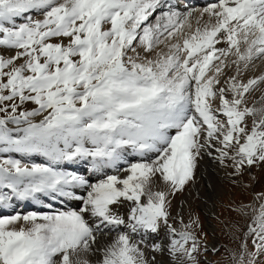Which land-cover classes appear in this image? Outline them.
I'll list each match as a JSON object with an SVG mask.
<instances>
[{
    "label": "snow or ice",
    "instance_id": "6c2138e0",
    "mask_svg": "<svg viewBox=\"0 0 264 264\" xmlns=\"http://www.w3.org/2000/svg\"><path fill=\"white\" fill-rule=\"evenodd\" d=\"M257 59L264 0H0V264H200L170 197L205 156L264 166ZM234 211L232 264H261L264 192Z\"/></svg>",
    "mask_w": 264,
    "mask_h": 264
},
{
    "label": "rangeland",
    "instance_id": "374dc122",
    "mask_svg": "<svg viewBox=\"0 0 264 264\" xmlns=\"http://www.w3.org/2000/svg\"><path fill=\"white\" fill-rule=\"evenodd\" d=\"M232 70L230 67L225 69V72L229 74ZM245 77L247 76L242 75L240 79L246 83L250 77L248 79ZM224 79H227V76L222 77V81ZM245 99L249 107L257 109L264 107V82L259 83L250 90L246 94ZM249 125H251V118H249ZM222 168L223 179H221L220 184L225 191L222 192L219 201L215 203L217 214L211 219L215 228L214 233L210 234L208 232L205 216L198 208H195V213L191 217L192 219L198 218L199 221V227L195 228V234L202 242L198 257L200 264H232V253L238 249L240 243V240L237 238L240 233L236 231V228L238 224L245 222V218L239 212L234 211V209L240 205L252 204L255 195L264 192V166H253L241 176H233L231 175L232 170L230 168L223 166ZM193 181L194 179L189 181L182 192H178L170 197L171 207L169 211L172 215L174 203L183 197L188 188L192 187ZM189 219L184 220V222L188 223ZM179 226L182 227L180 224ZM249 246L251 248V245ZM259 259L261 260V264H264V257H260Z\"/></svg>",
    "mask_w": 264,
    "mask_h": 264
},
{
    "label": "bare ground",
    "instance_id": "6f19581e",
    "mask_svg": "<svg viewBox=\"0 0 264 264\" xmlns=\"http://www.w3.org/2000/svg\"><path fill=\"white\" fill-rule=\"evenodd\" d=\"M173 2H176V0H173ZM180 2L184 7L200 8L206 5L209 0H180ZM201 23H203V21ZM192 24L193 28H195L196 23L194 20L192 21ZM234 68L235 66L233 65L231 67L233 70L229 73V75H235ZM262 74H264V60L257 59L250 63L247 69L242 68L240 78L242 75H245L247 76L245 78L248 79L250 77L249 79H253L261 76ZM17 158H19L18 154ZM42 159V157H38L36 158V162H41ZM88 167L90 169V166ZM222 172V166L212 157L205 156L202 160H200L194 173L192 187L188 188L183 197L178 199L173 205L174 217L177 220H179L180 217H183L184 220H188L192 217V214L195 213V208H198L205 216V224L208 232L213 234L215 228L211 219L217 214L215 203L216 201H219L222 192L225 191L220 184L221 179H223ZM89 174H91V172H89ZM56 207L59 208L61 206L57 204ZM37 209L47 210L42 205L21 203L17 201L7 209H4L3 214H12L14 211L27 213ZM176 226L181 227L178 222ZM162 235L163 233L161 236ZM153 242H162V240L157 237H151L148 240V243L151 245ZM155 256L158 264H172V257H170L167 253H155Z\"/></svg>",
    "mask_w": 264,
    "mask_h": 264
}]
</instances>
